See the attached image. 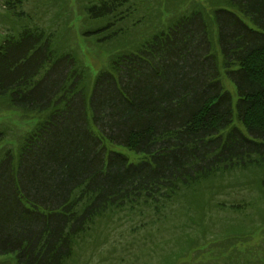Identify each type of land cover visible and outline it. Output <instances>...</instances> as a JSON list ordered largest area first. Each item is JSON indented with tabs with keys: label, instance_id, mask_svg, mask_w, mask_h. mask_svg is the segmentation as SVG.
I'll return each instance as SVG.
<instances>
[{
	"label": "trees",
	"instance_id": "1",
	"mask_svg": "<svg viewBox=\"0 0 264 264\" xmlns=\"http://www.w3.org/2000/svg\"><path fill=\"white\" fill-rule=\"evenodd\" d=\"M24 1L0 10V111L37 119L0 125V264H103L127 224L210 225L195 264H264L224 235L264 232V0Z\"/></svg>",
	"mask_w": 264,
	"mask_h": 264
},
{
	"label": "rangeland",
	"instance_id": "2",
	"mask_svg": "<svg viewBox=\"0 0 264 264\" xmlns=\"http://www.w3.org/2000/svg\"><path fill=\"white\" fill-rule=\"evenodd\" d=\"M155 3V0H154ZM35 0H25L23 4V9L25 11H30L33 13L35 10ZM3 0H0V10L3 8ZM55 8H51L54 10ZM77 25V24H76ZM3 25L0 24V38L2 36ZM82 45V49L80 51L81 58L91 67L93 72H96L100 67H102L106 60L107 55L100 49L93 48L83 42L80 41ZM37 119L36 115H23L22 113L16 110H3L0 111V125L14 128L15 133L21 134L25 132L27 129L31 128ZM12 131V130H11ZM13 133V131H12ZM12 141L9 138H4L1 144H6L10 146ZM223 213H220L221 217ZM217 229H222L224 233L226 230L223 229L225 225V221L223 216L221 218H217ZM216 225V226H217ZM129 224L121 230L124 235V238H120L121 235L116 234V237H112L114 241L120 240V242L125 243L119 248L117 245L114 247L115 252H109L107 255L103 256L105 258V262L103 264H168L174 258L176 259L173 264H190L193 260L202 261L203 258L208 257L209 253L205 252L206 243L209 238H205L201 236L200 233L195 231H201L205 233V235L212 236V239L218 240L220 238V232H213L209 225V227L203 230L199 229H187L186 228H166L162 229L163 232H159L158 234H148V238L141 239V236L146 235V232L141 230V232L135 233L133 236L131 235V230H128ZM141 233V234H140ZM223 233V232H222ZM223 233V234H224ZM240 232H234L231 234H224L225 238L229 240H233L237 242L241 248L248 245H257L263 238L264 232H260V230H255L254 232L242 235ZM140 234V235H139ZM159 240H165V242H159ZM126 241H131L132 243H127ZM152 242L155 248L152 247ZM154 250L153 252H151ZM258 248H256V252H258ZM228 255H229V247H228ZM9 258L7 256H0V260ZM190 262V263H188Z\"/></svg>",
	"mask_w": 264,
	"mask_h": 264
},
{
	"label": "crops",
	"instance_id": "3",
	"mask_svg": "<svg viewBox=\"0 0 264 264\" xmlns=\"http://www.w3.org/2000/svg\"><path fill=\"white\" fill-rule=\"evenodd\" d=\"M188 263H190V262H188ZM196 263V260H193V262L192 263H190V264H195Z\"/></svg>",
	"mask_w": 264,
	"mask_h": 264
}]
</instances>
